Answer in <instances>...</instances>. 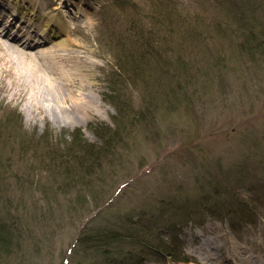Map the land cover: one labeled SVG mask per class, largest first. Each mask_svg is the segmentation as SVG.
<instances>
[{"label":"rangeland","instance_id":"rangeland-1","mask_svg":"<svg viewBox=\"0 0 264 264\" xmlns=\"http://www.w3.org/2000/svg\"><path fill=\"white\" fill-rule=\"evenodd\" d=\"M21 1L49 18L64 15L67 48L52 49L72 57L37 56L51 43L36 30L37 46L13 48L9 39L25 33L24 23L16 25L17 14L0 5V27L9 29L0 36V222L15 229L8 237L0 233V264H109L118 255L93 241L98 230L125 234L130 222L150 227L159 215L172 221L181 199L189 210L176 219L187 220L163 240L176 236L174 253L189 262L126 245L122 253L133 250L120 264H234L230 254L246 264L245 251L264 261V56L250 54L247 47L258 46L243 42L253 31L264 45V0L244 6L232 0ZM157 5L185 26H158ZM162 39L170 49L159 60ZM139 53L143 77L153 83L143 89L132 75L125 82L119 69ZM58 69L78 83L71 98ZM151 97L150 120L132 122ZM75 98L91 105L83 116L72 109ZM116 116L128 132L88 164L76 142L102 147L96 132L114 127ZM239 163L244 171L234 167ZM208 179L229 187L228 205L217 214L196 205L203 201L196 187ZM205 194L208 201L223 199ZM236 195L254 206V216L233 217ZM203 253H217L216 259L202 260Z\"/></svg>","mask_w":264,"mask_h":264},{"label":"trees","instance_id":"trees-1","mask_svg":"<svg viewBox=\"0 0 264 264\" xmlns=\"http://www.w3.org/2000/svg\"><path fill=\"white\" fill-rule=\"evenodd\" d=\"M236 3H238L237 5L241 4L242 6H244V4H246V3H248L249 5L250 4L252 5L254 3V1L253 0H247V1L246 0H234V1L232 0L233 5H235ZM158 7L159 6L157 5V6L153 7V9H152V13H153L152 16L156 17V20L154 19V22L159 23L158 26H162L165 28V24H167L168 26H171L172 29L175 28L174 26H176V27L185 26L184 23H186V21H184L182 19H180V20L179 19H173L165 11H161V8L158 9ZM164 33L167 34L168 32L164 31ZM253 34H254V32L252 31V37H250L249 40L243 39V42L249 43V46L250 45L251 46L257 45L258 46L257 48L254 47L252 49L250 47H247L248 52L250 54L259 52L260 54H257V55L264 56L263 42H259L257 40L255 41V39H253ZM254 38H255V36H254ZM161 45H162V47H159L156 54H155V56L159 60L164 59V58H162L163 57L162 54L160 55L161 52L163 53L164 56L166 55L165 57L168 58L169 54H168L167 50L170 49V48H166L165 43H163V39H162ZM140 47H141V45H140ZM141 55H142V53L137 54L135 60L142 58V57H139ZM127 56H129V55H127ZM130 57H132V55H130ZM123 60L124 61L120 60L121 61V63L119 64L120 67L119 66L118 67L121 71L122 78L124 79L125 82H127L128 77H131V75H132L135 78L137 77V82H141L139 87H141L142 89H143V87L147 86L146 84H149L150 86L153 85V83H151V82H150L151 84L147 83L148 81H146L143 77L144 74H146V69L141 68V66H143L142 64L145 63L144 60H140V62H139V60L135 61V60L130 59L129 57H126ZM178 71L181 72L183 70H182V68H179ZM151 81H153V80H151ZM143 83H146V84L142 85ZM154 87H155L154 91L155 90L160 91L159 88H157L156 86H154ZM151 91L152 90L150 88H148V92H151ZM172 96H173V98H175L176 94H173ZM126 108L124 107V109H126ZM145 108H146L145 109L146 111H143L141 114L136 115L138 117L137 119H139V120L136 119L132 122H137V121L147 122V120H150V118L153 116V108H154V102L152 100V97L146 101ZM117 109H118L117 110L118 113H120L119 111L121 109L119 107ZM120 116H121V114L119 115V117ZM119 119L120 118H117V116L113 118L114 127H112V128L107 127L104 130L102 129L103 131L99 130L96 132V135L99 138L100 144L102 145V147L100 145L96 146L95 144H89V143L86 144L85 146H82L80 144L81 141L76 142V144L79 146V149H80L78 151V153H81L82 154L81 156L88 159L85 162H87L88 164L91 165V161L97 159V157H100L102 154H105L102 151H104V150L107 151L108 148L111 149L114 145H116L117 142H119L123 138V136H125V132H128V131L126 129H124V127L127 124L123 123V121H121L123 119H121V120H119ZM8 134L11 135L10 133H8ZM233 165H238V164H233ZM234 167L240 171H244L245 170L244 168H246V165L243 163H239V166H234ZM261 171L264 172V169H261ZM245 179L246 178H241L238 180L243 182ZM205 182H206V184H198V186L196 187L197 188L196 193H202L203 192V196H202L203 201L201 203L197 202L196 205L198 207H201V208L205 207L206 209L208 207H212L209 209L211 211L210 213L217 214L220 211V209H218L217 207H222V206H224V204L228 205L227 197L230 194L229 187H227V185H225V184H211V182H212L211 179H208ZM206 191L207 192L210 191V193H212L214 196H216L220 199L223 196V199L218 201V202H213L212 200L208 201L207 199H211V196H209L207 194L204 195V192L206 193ZM179 192L182 193L183 189L182 188L179 189ZM233 197H234V199H233L234 201L231 203H233L232 204L233 207L235 206L233 209L234 210V213H233L234 218H236L235 214L238 216L237 218H244L245 215H246L245 217L254 216V214H253V209H254L253 207L254 206L252 204H250L248 201L241 200L240 198L237 197V195L233 196ZM181 201H182V203L179 202L174 207L175 209H174V216L172 215V221L167 220L168 217L167 218H164V217L160 218V215L157 217L160 220L156 221L158 224H152L150 227L144 226L142 224L139 225L137 221H132V222L129 221L130 223H129L128 227H125V231H126L125 234L121 233V231L120 232H113L112 229H109V230H105V229L101 230L100 229L98 231L101 232V235H99V237H97L98 235L96 237H94L93 241L94 242L96 241L97 243L101 242L103 244V246H108V247L116 249L118 256H114L113 258H111L110 259L111 263H109V264H120V262L126 260V258H125L126 255L130 254V252L133 250V249H129V247L133 246V245H138L141 247V249L146 248L148 253L159 254L163 258H165L166 256H170V257L172 256L175 259L174 261L185 262V263L189 262V260L187 258L178 256L177 254L174 253V251H177L176 249H178L180 247L179 243L176 242V236H173L170 239V241L172 240L171 243H166L163 240L165 233L169 232L170 229L175 230L177 224H179V223L183 224L187 220V219H183L184 216H182L180 218V219H183L181 221L176 219V217L180 216L179 215L180 212L182 213V211L189 210L188 208H186L187 203L185 201H187V200L181 199ZM187 213L191 214L192 212L188 211ZM246 213H248V214H246ZM233 217L229 218V219H231L230 222L232 224H233V222H232ZM164 220L167 221L166 223H164L166 225L161 224ZM168 221H170V222H168ZM166 227H168L167 230H166ZM164 228H165V231H164ZM14 230L15 229L13 227H10V225L9 226L7 225V227H6L4 224H1V222H0V233H2L4 237L5 236H7V237L11 236L13 234L12 231L15 232ZM161 234L162 235L164 234L163 237L161 236ZM126 245H130V246H128V250H126V252L122 253L123 248ZM139 255L142 256V250H140ZM121 256H123V257H121ZM131 256L133 257V255H131Z\"/></svg>","mask_w":264,"mask_h":264},{"label":"bare ground","instance_id":"bare-ground-1","mask_svg":"<svg viewBox=\"0 0 264 264\" xmlns=\"http://www.w3.org/2000/svg\"><path fill=\"white\" fill-rule=\"evenodd\" d=\"M1 4H5L7 5L14 14H17V17H14L16 19V25L20 26V23H24L23 26H21L24 30L25 33H22L20 35V37L16 34H12L13 36L11 37L10 42L12 43H16L17 45L14 46L13 48L19 50L20 48H29L30 46L35 47L37 46L36 44H39V41H32L34 40V37L39 36L43 42L45 43H51L49 50H45L41 47V49H38V55L40 57H43L44 60L48 61H54V60H58V61H67L69 59H71L72 55H70V53L64 55V56H59L57 54H55L54 50H64L67 48V40L62 39L63 35L68 31V24L62 19V16H56V17H46L43 16L41 14L38 13L37 8H35L33 5H31L30 7L24 6L23 2L21 0H0ZM21 21V22H20ZM4 23V19L3 17L0 18V24ZM16 26L12 27L13 31L15 29ZM6 27L3 28V33L2 37H6V35H9V29H6ZM30 29H32V31H30ZM0 30L1 27H0ZM37 31L36 34L32 35L34 31ZM11 34V33H10ZM22 35L25 36V40L21 43L19 41V39L22 37ZM62 36V37H61ZM39 39V40H41ZM32 41L29 42L28 44H25L26 41ZM34 43V45H32ZM54 50H53V49ZM50 65L53 62H48ZM58 74L61 77L62 80H64L66 82L67 88L70 89V95L69 98L73 97V89L76 85H78V83H76L74 80H70L68 79L70 77V75L68 73L65 72H61L58 69ZM81 86V84H79ZM50 91V90H49ZM71 96V97H70ZM91 102V101H90ZM72 109H74L77 114L79 115H84V113L89 111V108L91 105H89V103L83 101L82 98H75L72 100ZM208 241H210L209 239H206L204 243H207ZM234 242H231V246L233 251L231 253L236 254L238 253V248H236V245H233ZM241 249V248H240ZM228 251V250H226ZM225 251V252H226ZM205 252V251H204ZM239 252L241 253V250H239ZM228 253V252H226ZM245 258L247 263L246 264H252L253 262H251L252 259H258L260 260V255L253 252H249V251H245ZM215 254L217 255V253L214 254H210V253H203V257L202 260H210V259H216L215 258ZM227 255V254H226ZM229 256V254H228ZM243 258V257H242ZM227 259V258H226ZM229 259L234 261V264H238L241 263L240 258L238 257H233L231 254L229 256ZM244 261V260H242ZM261 264H264V261H261Z\"/></svg>","mask_w":264,"mask_h":264}]
</instances>
